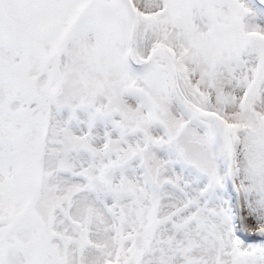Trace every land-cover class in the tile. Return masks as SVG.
<instances>
[{
  "label": "snow or ice",
  "instance_id": "snow-or-ice-1",
  "mask_svg": "<svg viewBox=\"0 0 264 264\" xmlns=\"http://www.w3.org/2000/svg\"><path fill=\"white\" fill-rule=\"evenodd\" d=\"M0 264H264V0H0Z\"/></svg>",
  "mask_w": 264,
  "mask_h": 264
}]
</instances>
